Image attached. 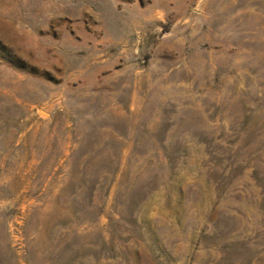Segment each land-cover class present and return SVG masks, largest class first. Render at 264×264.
I'll return each instance as SVG.
<instances>
[{"label":"rangeland","instance_id":"1","mask_svg":"<svg viewBox=\"0 0 264 264\" xmlns=\"http://www.w3.org/2000/svg\"><path fill=\"white\" fill-rule=\"evenodd\" d=\"M0 264H264V0H0Z\"/></svg>","mask_w":264,"mask_h":264}]
</instances>
